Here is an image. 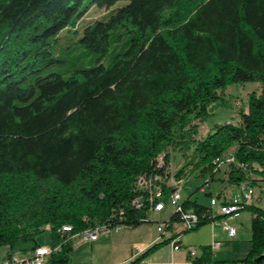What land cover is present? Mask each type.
Returning a JSON list of instances; mask_svg holds the SVG:
<instances>
[{"label":"trees","instance_id":"1","mask_svg":"<svg viewBox=\"0 0 264 264\" xmlns=\"http://www.w3.org/2000/svg\"><path fill=\"white\" fill-rule=\"evenodd\" d=\"M92 9L106 14L84 20ZM60 39L77 41L91 65L53 69L65 64L54 55ZM245 83L261 90L238 122L213 124L197 139L213 108L226 104V88ZM191 145L190 162L172 177L158 155ZM190 166L209 174L206 186L224 167L228 185L264 195V0H0V248L8 259L40 248L45 228L47 263L68 264L79 233L150 223L156 202L140 180L160 178L164 197ZM213 199L233 202L181 197L180 209L156 222L162 241L127 264L234 217L235 209L214 214ZM237 205L238 215L252 214L250 249L229 264H264V208ZM187 213L196 218L189 228ZM188 260L227 264L212 259L210 246Z\"/></svg>","mask_w":264,"mask_h":264},{"label":"rangeland","instance_id":"2","mask_svg":"<svg viewBox=\"0 0 264 264\" xmlns=\"http://www.w3.org/2000/svg\"><path fill=\"white\" fill-rule=\"evenodd\" d=\"M106 14L103 10L92 9L85 16L84 20L93 21L99 19ZM74 40H76L74 38ZM64 41L60 39L59 45L54 50V55L58 57L59 60L63 61L65 64H56L53 69L59 71L60 69H70L73 67H87L91 65V57L86 56L85 52L79 48L76 42ZM260 85L258 83H245V84H233L226 88L223 99H225L226 104L224 106H216L211 111V116L209 117L207 123L199 125L197 139L203 137L207 132L208 128L213 124H222L225 122L237 123L239 120L238 110L243 108L246 110V102L249 94L260 93ZM193 145L190 146L189 150H186L184 146L175 148L174 146L167 147L163 152L158 155V161L164 163L167 158V172L172 177L175 173L186 163L190 162L192 156ZM233 149L227 151L230 154ZM215 174L214 181L208 183V186L204 185L209 180L208 173H201V168L197 170H191V166L187 169L182 182L178 183V192L182 199L191 197L192 201H196L200 205L209 206L210 197L215 198L218 191L223 192L225 195L229 194L232 199L239 201L238 203H246L243 199V187L240 186H230L225 181H223V171ZM172 180H169V187L173 189ZM204 187V188H203ZM203 188V191H201ZM199 189V190H198ZM198 190V191H197ZM254 196L251 203L254 206L264 208V195L257 188L254 187ZM162 202L165 209L162 213H155L149 215L150 223L143 224L138 228L132 230H122L113 236L114 241L111 242L107 239L105 242V247L101 248V255H106V252L110 250L112 256H122L124 255L133 244L141 243L142 241H152L157 237L156 234V222H162L168 220L174 211V208L170 205L169 195L164 196ZM232 209L221 210L217 212L222 213L225 216L229 215ZM216 214V210L213 211ZM235 216V214L233 215ZM252 219V214L248 211L239 213L237 217L231 219H223L221 222L226 221L229 226L236 229V237L234 240L227 239L224 233L215 229L218 235V240L222 241L221 248L213 253V256L217 261H225L227 264L235 261H240L244 259L250 249V222ZM180 227V224H177ZM211 224H206L200 227L197 231H192L184 233L181 236V241L184 247L194 249L197 254L201 247H206L211 241ZM168 235H166L167 237ZM79 237L73 239V255L71 254V260L75 262L81 261L82 257L91 250V246L94 247L96 243L89 244H79ZM162 241V240H159ZM37 242L41 247L46 248L50 244V233L48 228H45L43 234H41ZM162 249L169 250V245L163 246ZM5 248H0V254L4 252ZM138 252V251H137ZM184 250L174 253L173 261L178 262L180 258L184 255ZM134 256V255H133ZM170 257V256H169ZM22 257H19L21 259ZM170 260V258H168ZM131 260V257H130ZM128 260V262L130 261ZM187 260V258H186Z\"/></svg>","mask_w":264,"mask_h":264},{"label":"built area","instance_id":"3","mask_svg":"<svg viewBox=\"0 0 264 264\" xmlns=\"http://www.w3.org/2000/svg\"><path fill=\"white\" fill-rule=\"evenodd\" d=\"M158 162L160 165L163 164L160 161H158ZM232 162H233L232 158H227L226 163H232ZM159 182H160V178H157V177H154V178H152L148 181H145V182L142 179L140 180V184H142L143 188L147 189L148 193L150 194L149 202H151V203L154 201L156 202L150 211V213H153V214L161 213L165 209V206H164L163 202L161 201V199L163 198V193L161 191L160 186L158 185ZM178 183L179 182H175V181L172 182V186H173L174 191L172 192L171 195H169L170 205L176 210L180 209L179 208V202L181 200V196L178 192ZM242 190L244 191L243 192L244 201L246 203H250L253 199V196H254V190L252 188H249V187H245ZM135 204L139 205L140 200H136ZM210 206H211V208L216 210V213L221 211V210L235 209V216L238 215L237 213H238L239 207L237 205V201H233L231 204L222 205L220 202H217L216 200L213 199L210 202ZM184 219L186 221V222L184 221V225L188 228L191 227L192 223L196 221V218L191 213H187L184 216ZM156 227H157L156 230H157V233L159 236L160 234L163 233L164 225L158 224V225H156ZM122 230H124V228L121 225L113 227V228H108L104 225H98L97 224V225L93 226L92 228L79 233L78 236L81 237L82 241L85 243H93V242H96L99 239V237L104 235V234H108V233H112V232L118 233ZM222 230L227 234L229 240L232 241L235 239V237H236V229L235 228L223 223L222 224ZM62 232L68 233V232H71V230L66 229L65 231H62ZM170 246L172 247V249L174 251H178L179 249L182 248V247H178L174 244H171ZM220 246H221L220 242H213V244L210 246V250L211 251L216 250ZM139 248H140L139 246L134 247L132 250L131 256L137 255V250ZM58 250L59 249L56 248L53 251L55 252ZM186 250H187V255L190 258H194L197 256V252L194 249L187 248ZM51 253H52V250H50L48 247H46V248L40 247V248L36 249L34 252H32L29 259L17 260V259H12V258L11 259L6 258L2 261L1 264H46ZM83 264H88V263H83Z\"/></svg>","mask_w":264,"mask_h":264},{"label":"crops","instance_id":"4","mask_svg":"<svg viewBox=\"0 0 264 264\" xmlns=\"http://www.w3.org/2000/svg\"><path fill=\"white\" fill-rule=\"evenodd\" d=\"M217 196H219L220 199L225 200V201H235L232 199L233 197H231V195H229V194L225 195L223 192H220V191H218ZM237 202H239V201H237ZM226 211H228V210H226ZM237 216H234V217H237ZM231 218H233V217H230L228 219H231ZM223 223L228 225V223L226 221L211 225V231H212L211 241H210V244H208L207 246H211L213 244V242H220L221 246H222V241L218 240V235L216 234V231H215L216 228H218V231H220L221 233H224L228 239L227 234L222 230V224ZM115 234H117V233L112 232V233H108V234H104V235L100 236L96 242H93L96 244L94 245V247L93 246L90 247L91 250L82 257L81 261H78V262L74 261V263H73V260L70 259L71 258V255H70L68 264H83V263H88V264H127L128 260H130V256H131V253H132V250L134 247L139 246L140 248L137 250L138 251L137 255H134L133 258L138 256L139 253H141L144 248H147V247L151 246L152 244L159 242L158 241V233L156 230L157 237H155L154 239H151L152 241H142L141 243H138V244L135 243L122 256H120V255L119 256H112L110 250L106 252L105 256L101 255V248L105 247V242L107 241L108 238H110L109 240H111V242L114 241L113 236ZM76 236L79 237L78 235H76ZM75 237L72 238V244H73V239ZM79 238L81 239L79 244L80 245L84 244L85 242L82 241V238L81 237H79ZM93 243H89V244H93ZM49 245L47 247H49ZM181 245H182L181 249H183L185 253H184L183 257L180 258V260L178 262L173 261V255H174V253L181 251V249H179L178 251H174L172 249V247L169 246V250L161 249L158 252L150 255L141 264H190V261L188 260L187 250H186L188 247H184L182 244V241H181ZM221 246L218 249L212 251V259L214 261H217V259H215V257L213 256V253L218 251L221 248ZM4 248H5L4 252L2 254H0V264L2 263V261L4 259L7 258L8 248L7 247H4ZM74 249L75 248H73V245H72V253H71L72 255H73V253H75ZM31 254L32 253H28V254H24V255L23 254H15L12 256V259L18 260L19 257H22L19 260H26V259L30 258ZM168 258H170V260ZM186 258H187V260H186ZM49 259H50V257L48 258V260ZM47 262H46V264H52V263H47Z\"/></svg>","mask_w":264,"mask_h":264},{"label":"bare ground","instance_id":"5","mask_svg":"<svg viewBox=\"0 0 264 264\" xmlns=\"http://www.w3.org/2000/svg\"><path fill=\"white\" fill-rule=\"evenodd\" d=\"M227 160V159H226ZM180 184V183H179Z\"/></svg>","mask_w":264,"mask_h":264}]
</instances>
